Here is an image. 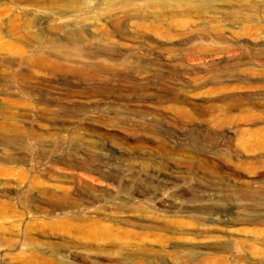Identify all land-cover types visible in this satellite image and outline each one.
Masks as SVG:
<instances>
[{
    "label": "rangeland",
    "instance_id": "1",
    "mask_svg": "<svg viewBox=\"0 0 264 264\" xmlns=\"http://www.w3.org/2000/svg\"><path fill=\"white\" fill-rule=\"evenodd\" d=\"M28 1L33 28L0 15V125L28 159L0 151V264H264L243 196L264 192V0ZM59 184L76 206L52 214Z\"/></svg>",
    "mask_w": 264,
    "mask_h": 264
},
{
    "label": "bare ground",
    "instance_id": "2",
    "mask_svg": "<svg viewBox=\"0 0 264 264\" xmlns=\"http://www.w3.org/2000/svg\"><path fill=\"white\" fill-rule=\"evenodd\" d=\"M3 2V3H2ZM30 2L28 0H0V15L2 14L3 16H6L7 14L10 15L11 20H10V25L13 28L16 29H31L33 28L32 26H36V20L35 18H32L31 15L32 14H37L35 13L36 11H38L39 9H34V11H32L31 9H29V4ZM11 4V7H9V5ZM33 5H35L36 8H38L39 6H42V0H34ZM1 21V19H0ZM47 22V21H46ZM4 24V23H0V26ZM39 25V24H38ZM8 26V25H7ZM54 40V39H51ZM52 42H56V41H52ZM57 44V43H55ZM59 49L60 53L64 52V49L62 46L58 45L56 46ZM26 78V77H25ZM9 134L10 132L12 133H16L14 137L12 136H4L3 134ZM58 136V135H57ZM55 135V137H57ZM38 138V137H36ZM43 138V137H42ZM61 138V137H60ZM25 139H27L25 132L23 130V128H21L20 126H13V127H9L7 124H1L0 125V151H2V154L4 155V158L2 159L4 162L6 163H22L24 159L27 158H22V157H17V153H13L11 154L10 149L16 144V143H24ZM35 139V138H34ZM48 139V138H47ZM262 149H264V141H260L258 144ZM48 147V146H47ZM17 149V148H16ZM58 148L54 153L57 154V152L59 151ZM15 150V149H14ZM12 151V150H11ZM44 153V150H43ZM50 153V152H49ZM53 153V154H54ZM46 155V154H45ZM73 155V154H71ZM26 156V155H24ZM42 156V154H41ZM69 156V155H67ZM44 157V156H43ZM2 158V157H1ZM40 158V157H39ZM70 158V157H69ZM72 159V158H71ZM28 160V159H27ZM41 161V160H40ZM51 161L53 163H61V164H67L69 166L74 167L75 168V163L70 162L71 160L68 161V163L66 161H64V159H62L59 156L56 157H52ZM83 161V160H82ZM99 160H95L92 159V163L93 162H97ZM81 162V161H80ZM87 162V160H86ZM135 163V162H134ZM77 166V165H76ZM90 162L88 163H84L82 164V169L83 170H89L90 172ZM92 166V165H91ZM95 166V165H94ZM79 167H77L78 169ZM70 169V168H69ZM73 169V168H72ZM105 170V169H104ZM103 172V171H102ZM101 170H98V175H101ZM97 173V172H96ZM56 175V174H55ZM87 175V174H85ZM84 176V175H83ZM82 176V177H83ZM56 177V176H55ZM88 177V176H87ZM101 177V176H100ZM66 178V177H65ZM93 178V177H92ZM97 178V177H96ZM22 179V178H21ZM55 179V178H54ZM87 180L85 177L79 179V182L83 183L85 180ZM94 179V178H93ZM36 181V179H35ZM68 181V180H67ZM33 182V181H32ZM54 183V182H53ZM79 183V184H80ZM40 184V183H39ZM58 185V184H57ZM55 187L54 190H48V189H43L42 194L46 195L47 197H49L52 202L55 201L54 203L57 205H54L55 207L53 208V211L51 212L52 214L56 213L57 210L59 208L62 209H73L76 206V199L73 198V196H71L72 194L70 193L69 189L64 188L63 186H61L59 184V186ZM53 186V185H52ZM93 186V185H92ZM88 187V186H87ZM33 189V186L31 187ZM90 188V187H89ZM93 189V188H92ZM94 191V190H93ZM91 189H89V192L87 196L90 197V200H92L94 203L95 202H99L100 201V197L99 195H97L95 192V195H92L93 192ZM244 191V190H243ZM86 193V192H85ZM93 193V194H94ZM241 190L238 188L235 189H230L229 193H225L224 196L227 197L228 199H236L238 195H240ZM243 196L249 197V200L251 198V204L247 207L248 211H254V210H259L262 207H264V192H249V194H244ZM88 198V197H87ZM239 198V197H238ZM241 198V197H240ZM37 198H35V196L33 195V197L31 196V201L35 202ZM232 200V201H233ZM247 200V199H246ZM89 201V200H88ZM24 202V201H23ZM26 203V202H25ZM30 204V203H29ZM4 206L3 204H0V209H3ZM52 210V209H51ZM50 214V213H49ZM51 214V215H52ZM73 218V217H72ZM201 219V217H198ZM70 219V218H69ZM61 220V219H60ZM257 222L259 224H263L264 225V218L258 219ZM56 223V222H55ZM58 223V222H57ZM95 223V222H94ZM98 223V222H97ZM97 223H95V228ZM92 224V223H91ZM57 225V224H55ZM58 226V225H57ZM101 227V226H100ZM70 228V227H69ZM90 228V227H88ZM102 228V227H101ZM100 228V232L103 230ZM104 228V227H103ZM58 229V228H57ZM99 229V228H98ZM107 229V228H106ZM64 230V229H63ZM97 231V230H96ZM93 232V231H92ZM264 243V240H263Z\"/></svg>",
    "mask_w": 264,
    "mask_h": 264
}]
</instances>
